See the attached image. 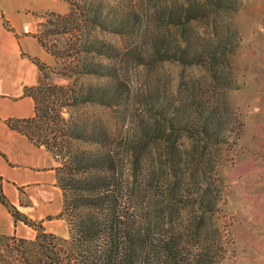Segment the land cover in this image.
I'll return each instance as SVG.
<instances>
[{"label":"trees","instance_id":"1","mask_svg":"<svg viewBox=\"0 0 264 264\" xmlns=\"http://www.w3.org/2000/svg\"><path fill=\"white\" fill-rule=\"evenodd\" d=\"M66 1V13L43 14L45 22L55 27L43 31L38 28L34 34L54 56V62L58 58L64 62L59 70H53L32 58L40 76L35 85L24 87V93L33 99L34 113L28 118H8L6 123L35 144L44 145L60 162L57 179L62 209L58 216L67 223L68 238L63 241L67 246L58 244L54 235L44 232L40 223L8 200L1 177L0 203L14 220L33 227L36 235L32 240L15 234L0 236L16 242L17 264H212L205 213L217 211L221 193L207 174L212 165L205 158L204 146L194 144L184 152L177 138L193 128L204 138L218 137L214 111L195 106L194 121H188L178 105L167 108L159 102L155 105L159 119L136 123L135 138L121 136L120 153L109 147V134L104 128L65 118L63 109L80 103L96 102L113 112L120 108L122 97L127 108L134 105L116 66L104 61L113 59L117 49L92 35L88 25L127 35L144 21L140 9L131 7L117 14L112 8V13L105 12L102 1ZM197 7L193 0H181L156 10L150 18L154 25L160 21L180 27L201 16ZM213 29L212 41L202 45L194 44L186 27L173 40L161 29L143 30L139 35L142 47L135 45L126 51L138 63H148L146 58L152 57L185 63L204 57L215 62L224 49L218 27ZM53 33L67 35L62 49L49 44L48 36ZM52 72L68 77L70 82L53 83ZM83 75L106 81L84 83L80 80ZM173 135L176 137L169 138ZM162 137H166V143L159 146L164 147L163 156L156 146ZM73 140L94 143L99 148L73 147Z\"/></svg>","mask_w":264,"mask_h":264},{"label":"rangeland","instance_id":"2","mask_svg":"<svg viewBox=\"0 0 264 264\" xmlns=\"http://www.w3.org/2000/svg\"><path fill=\"white\" fill-rule=\"evenodd\" d=\"M83 1L78 2L83 4ZM95 1L106 4L105 12L112 13V8L120 14L132 7L140 9L144 15L142 25L136 24L127 35L88 25L92 35L117 49L113 59L104 61L116 66L134 105L127 108L122 97L120 108L113 112L96 102L80 103L65 107L63 116L87 127L104 128L109 134V147L120 153L121 136L135 138L136 123L159 119L155 106L159 102L167 108L178 105L182 117L188 121H194L195 106L213 110L214 120L219 124L218 137L204 138L193 128L177 138L184 152L194 144L204 146L205 158L212 165L207 174L221 193L217 211L205 213L212 264H264V251L259 250L262 249L259 245L264 244V0H193L201 16L180 27L160 21L154 25L150 15L181 0ZM39 22L37 29L42 31L55 27L44 19ZM214 26L223 38L224 49V54L217 55L215 62L204 57L190 63L152 57L146 58L148 63H138V59L126 51L135 45L142 47L139 35L143 30L161 29L173 40L179 38L180 29L186 27L194 44L202 45L212 41ZM48 39L49 44L62 49L67 35L53 33ZM62 62L64 59L58 58L50 63V68L59 70ZM50 80L56 84L70 82L68 77L54 72L50 73ZM80 80L84 83L106 81L90 75H83ZM165 138L156 144L162 156L164 147L159 146L166 143ZM72 142L73 147L99 148L90 142ZM15 244L12 239L0 236L1 264H17ZM58 244L67 246L61 240Z\"/></svg>","mask_w":264,"mask_h":264},{"label":"crops","instance_id":"3","mask_svg":"<svg viewBox=\"0 0 264 264\" xmlns=\"http://www.w3.org/2000/svg\"><path fill=\"white\" fill-rule=\"evenodd\" d=\"M66 0H0V177L8 200L42 230L58 240L68 238L67 223L59 217L62 191L58 185V160L44 145L10 128L8 118H28L33 99L24 87L35 85L40 71L32 58L47 66L54 62L34 34L43 14H64ZM0 234L33 239L36 230L14 220L0 203ZM260 244V251H264Z\"/></svg>","mask_w":264,"mask_h":264}]
</instances>
